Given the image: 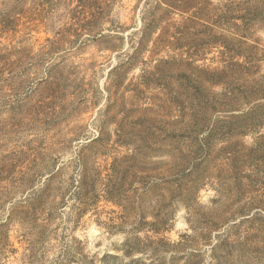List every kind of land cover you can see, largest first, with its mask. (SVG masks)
Wrapping results in <instances>:
<instances>
[{
    "label": "rangeland",
    "instance_id": "374dc122",
    "mask_svg": "<svg viewBox=\"0 0 264 264\" xmlns=\"http://www.w3.org/2000/svg\"><path fill=\"white\" fill-rule=\"evenodd\" d=\"M0 264H264V0H0Z\"/></svg>",
    "mask_w": 264,
    "mask_h": 264
},
{
    "label": "trees",
    "instance_id": "16d2710c",
    "mask_svg": "<svg viewBox=\"0 0 264 264\" xmlns=\"http://www.w3.org/2000/svg\"><path fill=\"white\" fill-rule=\"evenodd\" d=\"M246 19H248V18H246ZM246 19H244V22H245V23H243L244 28H247L246 26H249V22H248ZM248 20H249V19H248Z\"/></svg>",
    "mask_w": 264,
    "mask_h": 264
}]
</instances>
